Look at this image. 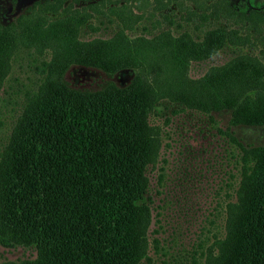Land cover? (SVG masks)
I'll return each instance as SVG.
<instances>
[{
  "label": "trees",
  "instance_id": "16d2710c",
  "mask_svg": "<svg viewBox=\"0 0 264 264\" xmlns=\"http://www.w3.org/2000/svg\"><path fill=\"white\" fill-rule=\"evenodd\" d=\"M66 1L47 2L45 10L0 27V92L13 44L27 27L37 28L50 46L57 74L23 114L0 164V246L35 251L34 259L10 264L149 260V171L160 151L150 117L164 102L215 124L214 114H230L229 127H215L225 145L214 195L224 191V201L219 226L209 221L212 242L204 256L206 264H264V144H244L232 129L264 126V64L241 55L200 79L189 76L192 62L210 59L223 47H242L250 33L264 30V0H242L238 6L188 0L190 16L233 23L209 31L201 43L128 42L121 31L113 41L92 46L80 44L68 23H46L44 14ZM127 19L122 21L130 23ZM71 65L133 76L125 86L79 91L63 80Z\"/></svg>",
  "mask_w": 264,
  "mask_h": 264
},
{
  "label": "rangeland",
  "instance_id": "374dc122",
  "mask_svg": "<svg viewBox=\"0 0 264 264\" xmlns=\"http://www.w3.org/2000/svg\"><path fill=\"white\" fill-rule=\"evenodd\" d=\"M54 1L0 0V27L35 9L45 10L46 3ZM229 1L238 6L242 0ZM190 6L188 0H67L57 12H46L44 17L47 24L68 23L76 30V40L85 46L113 41L121 31L128 42L201 43L209 31L230 28L233 24L223 18L190 16L186 12ZM36 32L37 28L27 27L13 44L10 67L0 92V164L25 111L39 92L57 79L51 48ZM239 33L246 34L244 29ZM247 37L248 43L242 47H223L210 59L192 62L189 76L200 79L241 55L257 57L264 64V30ZM132 74L125 70L108 76L92 68L71 65L63 80L72 89L93 92L109 83L128 85ZM156 109L150 123L155 126L160 151L156 165L149 171L152 209L147 233L149 260L142 264H206L204 254L213 233L209 221L214 220L219 226L218 213L224 201V191H220V196L214 195L221 185L220 157L225 145L215 127H229L230 114H214L215 124L206 115L182 110L178 104L164 102ZM232 129L244 144H264V126ZM212 208L216 211L208 218ZM34 258L33 249L0 246V264Z\"/></svg>",
  "mask_w": 264,
  "mask_h": 264
}]
</instances>
